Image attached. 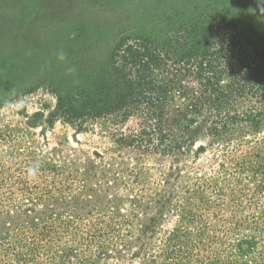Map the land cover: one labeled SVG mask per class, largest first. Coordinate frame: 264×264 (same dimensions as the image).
<instances>
[{
  "label": "rangeland",
  "instance_id": "374dc122",
  "mask_svg": "<svg viewBox=\"0 0 264 264\" xmlns=\"http://www.w3.org/2000/svg\"><path fill=\"white\" fill-rule=\"evenodd\" d=\"M222 16L264 34V0H0V264H264V92L236 86L264 45L238 33L261 45L252 69L223 54L197 79L200 26L225 45ZM115 65L161 97L158 143L156 105L119 107ZM78 97L109 110L66 117Z\"/></svg>",
  "mask_w": 264,
  "mask_h": 264
},
{
  "label": "trees",
  "instance_id": "16d2710c",
  "mask_svg": "<svg viewBox=\"0 0 264 264\" xmlns=\"http://www.w3.org/2000/svg\"><path fill=\"white\" fill-rule=\"evenodd\" d=\"M214 18V17H213ZM213 18H210L208 20V22L203 23V25L200 26V32L199 35L201 36H207L205 39H202L201 41H199L200 45H193L194 48L192 49V55H194V58L198 57V60L196 61L195 64V71L196 72V76L197 79L201 80H205V82H207L206 77L204 76L203 70H207L209 69V67L213 66L214 62L219 57L222 58L223 54L224 56L226 54H229L230 56H232L230 58V61L236 62L238 59L243 58V57H247L246 58V62L245 65L242 67L244 68V70L246 71V68H251L250 66L252 65V62L255 61V52H256V48L257 46H261V45H236L237 43V39L239 37H237L238 33H240V35L242 37H244L245 39H250V38H255V40L253 42H257L261 43L262 45H264V34H261V32H255L253 30V25L252 22L249 21L246 24L240 23V21L237 20V18H225L224 16L220 17V22L222 23H227L226 24V35H224L223 37V41L226 43L225 45H211V33L213 31V24H212V20ZM243 31H245V36L243 35ZM217 44H218V40H217ZM219 44H222V42L220 41ZM211 46H214V51L213 52H209L208 54L206 53ZM217 48V49H215ZM261 54V53H259ZM181 56V55H180ZM179 56V57H180ZM229 57V56H228ZM227 57V58H228ZM208 58V59H207ZM218 60V59H217ZM263 60V59H261ZM204 61H207L209 63V65H206ZM228 61V59H227ZM258 68L256 67L253 70H250V74L246 75L244 79L242 80L244 83L242 84H237L236 86H240V88H246L244 87L245 85H247V88H249L251 90V88H255L256 86H259V90L261 92H264V60L257 65ZM113 69L115 71V73L118 75V79H117V85L120 89L119 91V107L123 106V104H125V100L127 97H132V101L130 102L129 106H133V105H139V100H143L144 102H146L147 105H153L155 106V108L158 110V113H154L152 112V114H147L146 115V120L141 122V125H144L145 127H148L147 132L145 133V142H153L156 144V140L157 137L155 139V137H153V135H158L160 133V135L162 134L160 140L163 139V131H161V123H162V116L164 114H168L165 111H163L162 108V104L159 103V101L161 102V97L159 95H155L152 96L150 95V93H146L148 92V90L151 88L149 85V82H147L146 77H137L135 79H129L126 80V73L123 70V66L119 69H117L116 65L113 66ZM252 69V68H251ZM253 72V73H252ZM123 75L122 79L120 77V75ZM263 81V84L260 85L259 83ZM201 84V83H200ZM258 84V85H257ZM111 88V85L108 87L105 86L104 89L108 90ZM131 88H134V91L136 92V98L138 99L137 101L134 99V97L132 96V94L130 93ZM97 92L99 94V96L102 95V91L100 90V88L98 87ZM225 93H217L214 96L212 95V100L217 101L216 104L220 103L221 101L226 100L225 98ZM225 98V99H223ZM108 99V98H106ZM223 99V100H222ZM211 100L210 98H208V101ZM78 102H83L79 104V110H81L80 113H77V110L72 106H68L66 109H68L67 111H62V113L66 116V117H71V114L74 112L76 114V117H82L84 114L88 115H99L101 116L102 114H104L106 111L109 110V108H107V106L109 105V103L111 102V100L108 101V104H101L100 101H98V99H82V97H78L77 99V103ZM57 106H59L56 110L55 113H53V116L56 117L58 113V109H60L62 107V101L61 99L57 96ZM161 106V107H160ZM189 111H187V113L189 112H198V110H194V106H191L188 108ZM193 110V111H192ZM90 112V113H89ZM186 113V114H187ZM156 114V115H155ZM150 117L151 119L155 118L156 119V124L155 125H149V121L148 117ZM186 115H184L183 117H185ZM175 120H179L178 119V115L176 116ZM194 123L193 120H188L186 123V128L191 126ZM143 128V129H144ZM161 131V132H160ZM142 133L139 134V136H141ZM139 141H143V139L139 140ZM158 143V142H157ZM193 143V141H190V144ZM174 148L181 149V145H179V143L177 145H174ZM261 214V218L262 220H264V213H260ZM251 222H248L247 227L250 226V224H254V229L251 230L252 233L255 235H259L257 232V223H253L255 219V217L253 216V218L251 219ZM233 229L235 230V232H238L240 230L243 229V223L241 221H239L238 223L233 225ZM236 227V228H235ZM252 238V237H251ZM253 239V238H252ZM248 240V241H247ZM245 242H241L238 241L237 246H239V249L241 244H247L249 243V240L251 239H247Z\"/></svg>",
  "mask_w": 264,
  "mask_h": 264
},
{
  "label": "clouds",
  "instance_id": "9594fccd",
  "mask_svg": "<svg viewBox=\"0 0 264 264\" xmlns=\"http://www.w3.org/2000/svg\"><path fill=\"white\" fill-rule=\"evenodd\" d=\"M57 60L60 62H64L66 60V54L63 52V50H60L57 53ZM23 103H25V101H21L19 103L13 102L8 104L7 107L10 110L19 111L20 108L23 106ZM27 172L30 177H35L37 175V169L35 167H29Z\"/></svg>",
  "mask_w": 264,
  "mask_h": 264
}]
</instances>
